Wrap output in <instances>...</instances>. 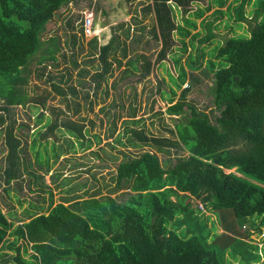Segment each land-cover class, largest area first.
I'll use <instances>...</instances> for the list:
<instances>
[{
	"label": "trees",
	"instance_id": "obj_1",
	"mask_svg": "<svg viewBox=\"0 0 264 264\" xmlns=\"http://www.w3.org/2000/svg\"><path fill=\"white\" fill-rule=\"evenodd\" d=\"M71 1L0 0V132L5 147V167L1 175L5 185L16 181L19 175L20 139L14 135V119L9 117V110L31 104L42 111L51 94L60 97L69 110L66 97L77 93L75 87L62 85V76L54 82L50 73L45 77L48 91L29 97L22 90L29 72L28 63L38 51L43 52L44 57L39 58L37 64L55 63L58 42L55 38L43 41L41 34L55 13ZM189 1L150 0L143 8L153 14L151 34L160 43L156 62L170 52L173 31L178 34L181 54L186 52V46L190 48L183 66L179 59H174L176 80L170 76L172 87L165 112L169 116L187 114L184 123H175L174 130L169 131L175 140L147 136L140 130H125V134L153 149V153L143 151L136 156H124L115 165L112 186L104 195L99 191L83 192L84 198L63 199L50 206L45 214L33 212L26 221L16 225L0 210V264H222L221 256L225 253L233 264H264V238L260 254L256 245L244 240L249 238L250 229L259 233L264 226V138L261 134L264 0H255L252 4L251 20L255 23L249 27L247 36L224 39L204 59L205 73H210L212 78L210 101L217 113L212 121L208 113L185 101L186 90H181L172 103L175 89L186 79L184 68L198 70L205 57L202 49L197 50V55L192 53L195 49L192 41L199 35L198 32L190 35V29L195 28L194 20L184 18V27L176 25L167 3L181 6L185 14ZM212 1L218 8L212 14L221 15L219 9L227 0ZM233 1L238 4L226 6L227 20L246 22L243 6L250 0ZM209 9V4L195 9L193 19L201 18L203 11ZM210 25L206 23V34L198 44L208 43L213 38ZM127 33L128 28L126 36ZM187 37L186 45L183 40ZM70 38L74 43L75 36ZM87 45L92 50L90 56L99 65V71L91 76L96 89L104 76L111 74L109 57L119 49L120 57L125 58L126 48L113 33L103 45H98L94 37ZM113 60L120 65L119 59ZM138 60L142 61L140 78H144L150 63L143 55H137L126 64L135 69L134 63ZM70 63L77 67L74 60ZM44 70V67L39 68L37 79L43 76ZM83 72L86 71L79 70L78 76ZM48 109L54 112L53 107ZM74 112L77 109L74 108ZM62 114L58 110L51 121L47 119L38 137L45 139L58 126L56 117ZM40 117L41 113L38 120ZM59 125L77 140L83 139L82 124L62 120ZM131 137L127 142L135 147L137 144ZM34 144L32 140V149ZM169 149L182 150L186 156H176L171 162L165 159L161 163L156 153L168 154ZM112 194L115 196L110 197ZM116 196L122 200L116 201ZM191 199L216 214L214 222L220 225L221 233L214 232L213 222L206 226L207 217L194 214L198 209L191 207ZM248 218L256 221L252 222L256 227L241 229ZM4 250L13 254L8 256Z\"/></svg>",
	"mask_w": 264,
	"mask_h": 264
},
{
	"label": "rangeland",
	"instance_id": "obj_2",
	"mask_svg": "<svg viewBox=\"0 0 264 264\" xmlns=\"http://www.w3.org/2000/svg\"><path fill=\"white\" fill-rule=\"evenodd\" d=\"M254 1L250 0L248 5L243 6L246 22L227 20L224 13L226 6L238 4L233 0H227L219 9L222 14L216 16L212 13L218 8L212 0H190L186 6L188 13L185 14L182 13L181 6L176 7L172 2H167L171 6L173 22L176 25L184 27V18L194 20L195 28L190 29V35L196 32L199 35L192 41L195 47L192 53L197 55V50L202 49L205 54L198 70L187 71L184 68L186 79L179 89H175L172 103L177 100L181 90H186L183 94L185 101L208 113L212 121V116L217 113L210 101L209 86L212 78L210 73H205L204 59L212 48L221 44L224 39L248 35L249 27L255 23L251 20ZM149 4L150 0H73L63 5L45 25L41 40L55 38L58 42L59 49L54 54L55 63L45 61L41 65L37 64L39 58L44 57V53L38 51L28 63L29 72L25 76L26 84L22 86V90L29 97L48 91L45 77L50 73L54 76V82H58L59 76H62V85L65 83L75 87L77 93L75 96L66 97L70 105L69 110L65 109V102L54 94L46 100L42 111L31 104L9 110V117L14 119V135L20 139L17 163L19 175L16 181H11L8 185L3 183L1 172L5 167V147L0 132V210L14 225L19 221H26L33 212L45 214L50 206L63 199L70 200L74 196L84 198L83 192L99 191L101 196L104 195L106 189L112 186L111 178L115 165L123 160L124 156H136L143 151L153 153V149L133 140L130 134H125V130H140L147 136L175 140L174 134L169 131L174 130L175 123H184L187 114L169 116L165 112L172 87L170 76L176 80L178 72L174 59H179V64L183 66L190 48L186 46V52L181 54L178 34L173 31L170 52L162 61H155L160 43L151 34L154 25L153 14L143 11ZM206 4L210 5V9L203 11L201 18L193 19V11L203 9ZM229 12L233 14L232 11ZM84 14L92 16L93 37L98 45L105 44L113 33L126 48L125 58L120 57L119 49L109 57L111 74L104 76L96 89L92 86L91 76L99 71V65L95 58L90 56L92 50L87 45L89 39L79 32ZM206 23H211L213 38L208 43L198 44L206 34ZM71 35L75 36L74 43ZM188 39L189 37L183 40L186 45ZM137 55H143L150 63L149 72L144 78H140L142 61L134 63L135 69L126 64ZM113 58L119 59V66ZM71 60L76 62V68L70 63ZM43 67V76L37 79L36 72ZM82 69L86 72L78 76L79 70ZM49 107H53L54 112H51ZM74 108L77 112H74ZM58 110L63 113L56 117L58 126L48 133L45 139L38 137V131L43 132L45 129L42 128L45 121H51ZM40 113L42 117L38 120ZM5 119L8 121L7 117ZM62 120L82 124L83 139L77 140L61 128L59 123ZM129 137L137 144L135 147L128 144ZM32 140L35 141L33 149ZM156 156L161 163L165 159L171 162L176 156H186V152L169 149L168 154L156 153ZM232 171L233 169L229 172ZM113 196L115 195H110ZM115 200L120 202L122 198L116 196ZM190 201L192 208L201 204L193 199ZM202 207V211L195 210L194 214L201 218L207 217L206 226L209 227V223L213 222L214 232L221 233L220 225L214 222L216 214L210 213L205 206ZM253 221L256 222L246 219L243 229L256 227L257 224L254 225ZM236 223L238 224L237 221ZM260 230L264 232V226ZM244 240L247 241V238ZM3 252L8 256L13 254L12 251ZM218 253L221 256V252ZM221 257L222 264L234 263L227 253Z\"/></svg>",
	"mask_w": 264,
	"mask_h": 264
},
{
	"label": "built area",
	"instance_id": "obj_3",
	"mask_svg": "<svg viewBox=\"0 0 264 264\" xmlns=\"http://www.w3.org/2000/svg\"><path fill=\"white\" fill-rule=\"evenodd\" d=\"M80 28H81L82 36L88 38L89 40L91 38H93L94 31L92 30V16H91V14H84V16L81 20ZM195 207H197V209L199 211H202V207L200 204H196ZM243 228H244V225L242 226V229ZM249 233H250V236L247 239V242H250L253 245H256L257 249H258V253L260 254V249L263 246L262 241L264 238V232H262L260 230V232L258 233L257 231L250 229ZM261 260H262V258H261Z\"/></svg>",
	"mask_w": 264,
	"mask_h": 264
},
{
	"label": "water",
	"instance_id": "obj_4",
	"mask_svg": "<svg viewBox=\"0 0 264 264\" xmlns=\"http://www.w3.org/2000/svg\"><path fill=\"white\" fill-rule=\"evenodd\" d=\"M261 134H262V137L264 138V112H263L262 124H261Z\"/></svg>",
	"mask_w": 264,
	"mask_h": 264
}]
</instances>
